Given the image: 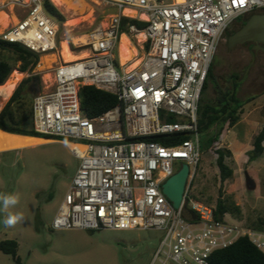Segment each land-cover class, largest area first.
I'll return each instance as SVG.
<instances>
[{
    "label": "built area",
    "instance_id": "built-area-1",
    "mask_svg": "<svg viewBox=\"0 0 264 264\" xmlns=\"http://www.w3.org/2000/svg\"><path fill=\"white\" fill-rule=\"evenodd\" d=\"M48 1L53 3L0 0V13L17 20L0 24V39L40 57L59 52L62 24L47 12ZM103 1L116 12L79 36L82 41H66L73 54L86 57L59 63L52 88L33 98L35 132L86 148L69 147L80 165L52 228L164 231L151 264H211L217 251L245 237L264 253V231L228 213L220 217L216 206L192 197L203 154L199 108L209 71L231 26L262 11L264 0ZM124 18L147 24L128 27L132 38L144 35L143 56L133 69L116 55ZM85 86L115 95L119 104L88 117L80 98ZM182 133L189 139L170 146L141 139ZM177 164L189 166L179 208L163 192Z\"/></svg>",
    "mask_w": 264,
    "mask_h": 264
},
{
    "label": "rangeland",
    "instance_id": "rangeland-1",
    "mask_svg": "<svg viewBox=\"0 0 264 264\" xmlns=\"http://www.w3.org/2000/svg\"><path fill=\"white\" fill-rule=\"evenodd\" d=\"M84 1L87 8L82 13L73 9H66L64 13L53 3L66 18L64 24L61 25L59 43L71 42L72 39L90 33L98 24L116 12L115 8L109 7L103 0ZM9 19L12 20L11 23H14L12 13ZM125 34L138 50L139 57H142L143 51L140 48L142 43H140L139 36L132 38L128 31ZM80 38L83 37L75 40L81 41ZM75 54L76 56L82 55L79 51ZM116 55L118 60H121L118 52ZM50 56L56 58L52 66L46 64L43 61L45 56H42L33 71L40 76V85L38 81L35 82V85L41 89L38 94L52 88L54 69L59 63L65 61L61 57V48L59 52ZM14 71L20 72L18 68ZM214 74L218 87L223 89H230L231 79L238 77V82L241 83L238 97L242 101L253 99L244 106L242 121L246 119L264 123V53L261 52L256 59H253L247 48L232 49L223 40L214 60ZM30 75V72L24 73L20 83ZM38 94L33 95L32 99ZM202 96L205 101L210 99L215 102L218 94L215 87L211 85ZM245 126L239 123L233 129L227 130L224 133L222 145L229 148V132L232 130L237 135L243 136ZM76 143L86 144L79 141ZM234 159H227V163L234 171L236 170V173L234 172L231 180L221 183L214 150L203 153L192 185V197L216 206L217 200L221 197L220 193H222L223 199L241 209V217L233 214L230 216L236 221L247 224L249 220L264 218V157L256 163H248V157L245 154L238 163L239 166L237 160L239 161L240 158L234 155ZM79 165L80 161L65 145V141L61 140L0 154V194L18 195L19 203L9 208L8 212L19 213L24 217L15 226L8 227L3 223L7 212L0 210V242L17 241L19 244L18 258L20 259L18 263L12 255L0 251V264L152 263L153 256L165 237L164 231L138 229L86 231L54 230L52 228V223ZM180 167V164L176 165L177 172ZM246 172L257 183L254 191H249L247 188Z\"/></svg>",
    "mask_w": 264,
    "mask_h": 264
},
{
    "label": "trees",
    "instance_id": "trees-1",
    "mask_svg": "<svg viewBox=\"0 0 264 264\" xmlns=\"http://www.w3.org/2000/svg\"><path fill=\"white\" fill-rule=\"evenodd\" d=\"M47 12L60 24L66 21L65 16L51 2L46 3ZM264 13V9L260 11ZM238 21V20H237ZM236 21V22H237ZM235 22V23H236ZM130 25H137L140 29L146 27V23L134 19H123V33L128 31ZM40 55L18 43H9L0 39V85H4L16 68L21 73L30 72V76L22 80L13 95L0 112V130L15 135L42 138L46 140H60L50 136L40 135L33 128V99L32 96L38 94L41 89L35 85L40 76L33 73L40 62ZM19 64V66H18ZM214 86L218 94L215 102L209 99L205 101L202 96L199 108L198 129L201 134V150L206 153L214 150L216 165L220 172V181L225 183L234 176L233 168L227 163V159H233L232 151L223 146L224 133L234 128L242 121L244 106L252 100L242 101L238 97L241 83L238 77L231 79V88L223 89L218 87V82L214 74V64L211 67L204 85L203 94ZM81 105L84 113L88 117L99 116L119 104L118 98L108 92L98 90L92 86H85L80 90ZM146 141H155L163 145L170 146L180 144L189 139L185 134L176 137L153 136L141 138ZM64 141V140H61ZM72 142V141H67ZM264 154V123L260 132L253 139L252 149L246 153L248 163H252ZM221 197L217 200V215L233 214L241 217V209L235 204L227 202ZM247 226L264 231V218L249 220ZM19 244L15 240H5L0 242V251L12 255L19 263ZM211 264H264V253L261 252L248 238H241L232 246L217 251L211 259Z\"/></svg>",
    "mask_w": 264,
    "mask_h": 264
},
{
    "label": "bare ground",
    "instance_id": "bare-ground-1",
    "mask_svg": "<svg viewBox=\"0 0 264 264\" xmlns=\"http://www.w3.org/2000/svg\"><path fill=\"white\" fill-rule=\"evenodd\" d=\"M52 1L64 13H66V9L67 10L73 9L75 11H81L82 13L87 8V4L85 3L84 0H52ZM126 14L134 15L135 12L127 10ZM16 21H17L16 18H14V23ZM11 22L12 20H10L6 14L0 13V24L2 27L8 26ZM139 38L140 40H143L144 35L143 34L140 35ZM80 39L83 40L84 38H80ZM60 45H61V57L66 62H70L73 60H77L78 58L86 57V54H82L81 56L79 55L80 57L74 55L70 51L68 43L65 41L62 42ZM135 55H136L135 48L132 46L129 39L123 35L120 46V56L122 63L125 64L126 62L131 61ZM55 59H56L55 57L49 55V56H45L43 61L46 64L52 66V63L55 62ZM139 64H140V60L136 59L131 64V68L132 69L136 68ZM40 67H42V65ZM23 74L18 71H14L11 74L10 78L7 80V82L4 85L0 86V95L4 96L3 98L5 100H8V98L13 94L15 88L17 87V84L21 81ZM44 143H47V141L35 139V138H29V137L16 136L0 130V152L36 147ZM69 147L71 149H78L81 152L86 151V148L82 146L69 145Z\"/></svg>",
    "mask_w": 264,
    "mask_h": 264
},
{
    "label": "water",
    "instance_id": "water-1",
    "mask_svg": "<svg viewBox=\"0 0 264 264\" xmlns=\"http://www.w3.org/2000/svg\"><path fill=\"white\" fill-rule=\"evenodd\" d=\"M248 38L254 39L257 43L256 50L264 51V47L261 45H264V13L254 14L250 18L246 27L232 35L229 38L230 47L234 49L238 44L248 40ZM188 176L189 166L187 164H183L180 170L163 185L164 194L172 202L175 208H179L181 205ZM245 176L248 190L254 191L257 188V183L248 172L245 173ZM191 214L194 218H196L194 213Z\"/></svg>",
    "mask_w": 264,
    "mask_h": 264
},
{
    "label": "crops",
    "instance_id": "crops-1",
    "mask_svg": "<svg viewBox=\"0 0 264 264\" xmlns=\"http://www.w3.org/2000/svg\"><path fill=\"white\" fill-rule=\"evenodd\" d=\"M124 36H126V34H123ZM127 37V36H126ZM128 38V37H127ZM122 39V38H121ZM129 39V38H128ZM144 40V38H143ZM143 40H141L140 42H143ZM129 41L131 42V40L129 39ZM132 46L134 47L133 43L131 42ZM120 46H121V41H120V45H119V48H118V54L120 56ZM60 48H61V45H60ZM135 48V47H134ZM141 50H142V46L140 47ZM136 50V55L132 58L131 61H128L126 62L125 64L127 65L128 69H132L131 68V64L133 63L132 61L133 60H140L139 58V52L138 50L135 48ZM60 51V50H59ZM143 51V50H142ZM76 55V54H75ZM49 56V55H48ZM121 57V56H120ZM122 63V61H121ZM123 64V63H122ZM130 64V65H128ZM36 74V73H34ZM38 75V74H36ZM20 84V82L17 84V87L18 85ZM2 86V85H0ZM16 87V88H17ZM15 88V90H16ZM14 90V91H15ZM14 93V92H13ZM13 95V94H12ZM11 95V96H12ZM11 96L8 98V100H5L2 96L0 95V112L2 111V109L5 107V105L7 104V102L9 101V99L11 98ZM240 123L246 125L245 126V134L243 136H240V135H237L236 133L232 132V130L229 132L230 133V139L228 141V146H229V149L232 151L233 153V159H234V155L236 156V158H240L239 161L237 160V165L239 166V162L240 160L242 159V157L252 149V144H253V139L255 138V136L260 132V130L262 129L263 127V122H253V121H250V120H246L244 119L243 121H241ZM233 129V128H232ZM2 131V130H1ZM4 132V131H3ZM9 134V133H8ZM12 135H15V134H12ZM16 136H21V135H16ZM22 137H28V136H22ZM29 138H35V137H29ZM35 139H40V140H45L47 142H52V143H55L57 142V140H46V139H42V138H35ZM228 139V137H227ZM67 143L65 142V145ZM40 146V145H39ZM37 147V146H36ZM33 148V147H31ZM27 149V148H25ZM20 150H23V149H20ZM13 151H19V150H12V151H3V152H0V154L2 153H9V152H13ZM264 157V154L258 158L257 160L253 161V163L255 162H258L260 161V159H262ZM235 160V159H234ZM242 162V161H241ZM236 173V170L234 171Z\"/></svg>",
    "mask_w": 264,
    "mask_h": 264
},
{
    "label": "flooded vegetation",
    "instance_id": "flooded-vegetation-1",
    "mask_svg": "<svg viewBox=\"0 0 264 264\" xmlns=\"http://www.w3.org/2000/svg\"><path fill=\"white\" fill-rule=\"evenodd\" d=\"M259 13H262V12H255V13L249 15V16H246V17H243V18L239 19L236 23H234L231 26V28L229 29V31L227 32V34H226V36L224 38V40L226 41V43L230 46L229 38L232 35H234L237 32H239L240 30H242L244 27H246L247 26V23L250 20V18L254 14H259ZM261 45L264 47L263 44H261ZM256 46H257V43L254 41V39H249L248 38V40L244 41L243 43L238 44L235 48H238V47H245V48H247L251 52V54L253 56V59H256L261 52L264 53L263 50H256V48H257Z\"/></svg>",
    "mask_w": 264,
    "mask_h": 264
},
{
    "label": "clouds",
    "instance_id": "clouds-1",
    "mask_svg": "<svg viewBox=\"0 0 264 264\" xmlns=\"http://www.w3.org/2000/svg\"><path fill=\"white\" fill-rule=\"evenodd\" d=\"M19 203V197L15 194H0V205H2V211L7 212L3 223L8 227L15 226L18 222L24 219L22 214H13L8 212L9 208L15 207Z\"/></svg>",
    "mask_w": 264,
    "mask_h": 264
}]
</instances>
